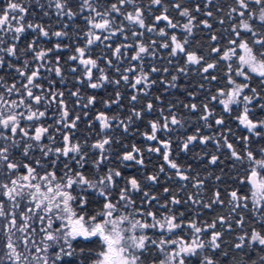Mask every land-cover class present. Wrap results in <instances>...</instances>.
<instances>
[{"label": "snow or ice", "instance_id": "obj_1", "mask_svg": "<svg viewBox=\"0 0 264 264\" xmlns=\"http://www.w3.org/2000/svg\"><path fill=\"white\" fill-rule=\"evenodd\" d=\"M0 264H264V0H0Z\"/></svg>", "mask_w": 264, "mask_h": 264}, {"label": "trees", "instance_id": "obj_2", "mask_svg": "<svg viewBox=\"0 0 264 264\" xmlns=\"http://www.w3.org/2000/svg\"><path fill=\"white\" fill-rule=\"evenodd\" d=\"M197 80H198V77L193 76V77L191 78L190 81H187V82L182 81V83H185V84H187V83H191V84L194 85V84L196 83ZM190 90H191V89H190ZM181 98H183V97H181Z\"/></svg>", "mask_w": 264, "mask_h": 264}]
</instances>
